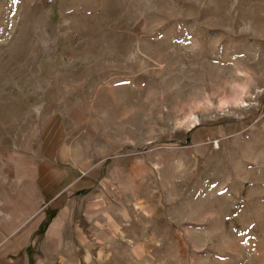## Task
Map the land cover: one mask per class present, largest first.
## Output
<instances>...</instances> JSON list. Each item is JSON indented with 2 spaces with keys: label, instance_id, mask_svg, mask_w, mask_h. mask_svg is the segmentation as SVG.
Segmentation results:
<instances>
[{
  "label": "rangeland",
  "instance_id": "374dc122",
  "mask_svg": "<svg viewBox=\"0 0 264 264\" xmlns=\"http://www.w3.org/2000/svg\"><path fill=\"white\" fill-rule=\"evenodd\" d=\"M86 187L134 264H264V0H0V220Z\"/></svg>",
  "mask_w": 264,
  "mask_h": 264
},
{
  "label": "crops",
  "instance_id": "0c3cea01",
  "mask_svg": "<svg viewBox=\"0 0 264 264\" xmlns=\"http://www.w3.org/2000/svg\"><path fill=\"white\" fill-rule=\"evenodd\" d=\"M95 192L75 189L68 201L59 192L45 197L41 212L4 213L0 264H134L147 254L152 261L158 253L152 236L143 242L140 231L126 228L119 200Z\"/></svg>",
  "mask_w": 264,
  "mask_h": 264
}]
</instances>
